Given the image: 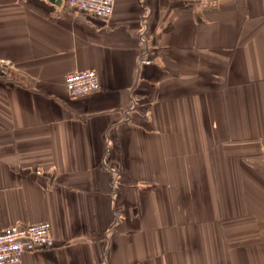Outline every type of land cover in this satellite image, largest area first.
<instances>
[{"label":"crops","instance_id":"0c3cea01","mask_svg":"<svg viewBox=\"0 0 264 264\" xmlns=\"http://www.w3.org/2000/svg\"><path fill=\"white\" fill-rule=\"evenodd\" d=\"M39 221L16 264H264V0H0V230Z\"/></svg>","mask_w":264,"mask_h":264},{"label":"built area","instance_id":"2783aa9c","mask_svg":"<svg viewBox=\"0 0 264 264\" xmlns=\"http://www.w3.org/2000/svg\"><path fill=\"white\" fill-rule=\"evenodd\" d=\"M116 0H67L73 10L95 17L109 18L114 11ZM207 2L216 5L220 0H186ZM96 69H82L70 72L66 77V88L72 98H79L98 91L101 87ZM55 238L48 221L13 225L0 230V264H16L26 253L52 248Z\"/></svg>","mask_w":264,"mask_h":264}]
</instances>
